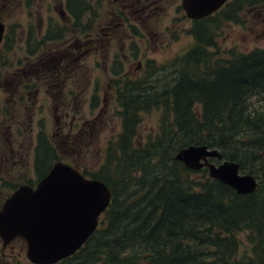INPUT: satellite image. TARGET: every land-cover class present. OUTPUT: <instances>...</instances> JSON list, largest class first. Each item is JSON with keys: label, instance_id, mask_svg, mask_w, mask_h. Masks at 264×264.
Masks as SVG:
<instances>
[{"label": "trees", "instance_id": "1", "mask_svg": "<svg viewBox=\"0 0 264 264\" xmlns=\"http://www.w3.org/2000/svg\"><path fill=\"white\" fill-rule=\"evenodd\" d=\"M260 5L264 0H233L230 10L195 20L187 52L121 81L119 134L89 177L106 186L109 205L84 245L56 264H264V105L247 104L264 101V49L229 50L223 62L206 50L215 48L219 13L237 23L245 7ZM70 14L75 23L82 18L78 10ZM151 111L159 112L156 131L135 144L139 114ZM38 140L36 181L63 162L49 142ZM190 145L237 163L257 178V188L239 196L208 178L205 168L189 170L173 160ZM238 234L249 246L243 256Z\"/></svg>", "mask_w": 264, "mask_h": 264}, {"label": "rangeland", "instance_id": "2", "mask_svg": "<svg viewBox=\"0 0 264 264\" xmlns=\"http://www.w3.org/2000/svg\"><path fill=\"white\" fill-rule=\"evenodd\" d=\"M232 1L229 0V6H224L216 13L230 10ZM53 5L54 0H0V20L5 27V36L0 45V147L7 137L5 132L8 126L18 120L24 126L29 124L36 137L46 139L52 152L54 151L63 162L71 163L78 172L89 178L100 167L107 145L119 134L120 119L116 92L121 81L142 78L146 71H141V66L152 68L153 65H164L176 55L187 52L194 45L189 32L192 25L189 21L185 22L182 32L174 35L167 33V37H162L163 26L172 14L174 15V11L155 10L152 13L150 10L145 11L140 16H144L147 20L158 16L160 23L157 24V29L154 31L150 25L145 29L138 24L137 35L132 38L133 43H130L129 37H122L121 50L118 49V45L109 48L107 44L109 40L103 35L96 38L89 36L85 39H92L89 46L81 45L84 40L80 30L76 33L79 35V41L70 48L69 43L73 33L68 27L69 31L63 30L65 33L61 39L52 46L60 43L59 49L66 51L64 52L66 57L61 59L64 62L55 59L44 68L37 64H45L47 59L51 58L50 55L44 54L52 47L49 44H42L41 48L34 46V37L36 35L38 38L40 29L42 34L44 32L46 34L48 30L54 33L63 28L57 15L52 11ZM93 6L98 7L94 1ZM244 10L238 14L240 16L237 23L231 20L224 21L221 18L227 12L215 16L219 22V29L212 33L215 48H206L209 53L215 55L214 60L220 59L223 62L224 58L228 57L229 50L247 53L253 49H264V12L262 11L264 8L261 5L254 8L247 6ZM89 11L85 18L82 14V18L76 24L80 27L88 23L97 25L104 15H107L105 10ZM125 12L124 16L128 17L125 24L128 25V22L131 23L132 10ZM29 32L30 36H28ZM92 33L93 31H89V34ZM156 35H159L158 40ZM66 39L69 50L68 46H61ZM71 49L73 53L67 59V52ZM28 50L31 53H27ZM78 53L83 54V58L78 62L68 63L69 59L76 57ZM122 54L128 55V59L132 62L123 63L121 59L120 75H118L115 73L119 70L117 64L111 62L113 60L118 62ZM138 66L140 72H137ZM20 71H35L39 76L40 84L34 78L28 81L27 75L17 74L19 77H13V73ZM22 81L30 83L35 81L38 84L40 93L38 92L36 104H34L35 92L28 90L27 94L25 91L27 84L24 85ZM151 81L152 78L148 79L150 86ZM18 82L22 83L17 85ZM92 100L97 102L95 107ZM247 104L251 108L257 105L254 108H259L264 105V101L253 98ZM158 116V111L139 114L135 144H144L146 137L155 133ZM11 127L15 128L12 125ZM31 138L34 140V135ZM35 150L36 147L34 149L32 147V153L28 150L25 158L1 159L0 157V203L11 193L9 188L12 185L36 183L34 172L41 164L35 165L34 169ZM240 173L245 172L240 171ZM237 238L240 242L239 256H243L249 247L245 234H238ZM19 246L20 244L14 243L0 249L1 263L9 264L11 257L13 261L24 263Z\"/></svg>", "mask_w": 264, "mask_h": 264}, {"label": "water", "instance_id": "3", "mask_svg": "<svg viewBox=\"0 0 264 264\" xmlns=\"http://www.w3.org/2000/svg\"><path fill=\"white\" fill-rule=\"evenodd\" d=\"M226 0H183L186 17L199 19L218 10ZM4 26L0 22V43ZM217 160L213 164L208 160ZM173 160L186 169L205 168L210 179L231 188L236 195L254 192L253 175L241 174L235 162L206 146L179 149ZM110 193L96 179L81 176L71 166L56 162L31 189L18 187L0 207V239L7 244L22 239L26 258L32 264H56L79 249L96 229L98 217L106 210Z\"/></svg>", "mask_w": 264, "mask_h": 264}, {"label": "flooded vegetation", "instance_id": "4", "mask_svg": "<svg viewBox=\"0 0 264 264\" xmlns=\"http://www.w3.org/2000/svg\"><path fill=\"white\" fill-rule=\"evenodd\" d=\"M93 1L96 2L98 7L93 6ZM224 6H229L228 0L218 9L222 10ZM71 10H78L80 13L84 14L85 16L90 13L89 10H105L107 15H104L102 18V21L97 24V25H92L88 23L85 26H81L79 24L73 23V17L70 14ZM132 10V13L130 14L131 17V23L128 22L126 25V21L128 20V17L124 16L125 11ZM150 10L154 12L155 10H173L174 15L167 20L165 25L163 26L164 29V35L162 32V37H167V33L174 35L177 32H182L184 30V24L185 22H190V24L197 25L195 20H189L186 18L184 8H183V0H54V5L52 6V11L57 15V18L59 19V22L62 24L61 30H58L59 35L56 38V31L54 33H51V30H48L45 34V32L42 34L41 29H40V35L37 36L35 35L34 40V46H39L41 48L42 44H49L51 47L61 39L62 35L65 33L64 31H69L68 27L70 28V31H72V39L70 48H72L73 44H76L77 41H79V35H77V31L80 30L81 35L83 36V42L81 45H88L89 43L92 42V39L85 40L87 37L92 36L94 38L98 37L99 35H103L105 39L109 40L107 44L109 45V48H114L116 45H118V49L121 50L122 48V37L128 38L130 40V43H133L134 36L136 37L137 35V27L138 24L142 25L143 28L148 29V27L152 26V29L154 31L157 29L156 26L160 21L158 20V16L155 17V19H150L147 20V18H144V16H140V14H144L145 11ZM214 14V13H213ZM211 15L209 17H212L214 15ZM141 17V18H140ZM207 18V17H203ZM202 19V18H200ZM199 19V20H200ZM197 20V21H199ZM1 22V20H0ZM2 23V22H1ZM3 24V23H2ZM127 26V28L125 27ZM150 25V26H149ZM4 26V25H3ZM74 27V28H73ZM64 30V31H63ZM89 31H93L92 34H89ZM156 33V32H155ZM159 34V33H158ZM5 36V27L3 30V36L1 42H3V38ZM28 36H30V32L28 33ZM27 36V39H28ZM54 36V37H53ZM159 39V35H156V40ZM65 41V40H64ZM27 43V40H26ZM59 44L55 45L54 47L50 48L47 53L44 55H50L51 58L47 59L45 64L38 63L40 67L43 66L44 68H47L49 63H51L53 60L57 59L58 62H64V60H61L66 57L64 54V50L59 49ZM1 45V43H0ZM62 47L68 46L69 50V45H68V40L61 45ZM129 47V46H128ZM127 47V48H128ZM1 49V48H0ZM67 50V51H68ZM31 51H27L29 53ZM33 53V52H32ZM67 59L70 58V55L73 53L72 49L70 52H67ZM88 53V51L86 52ZM184 54V53H183ZM182 55V54H179ZM177 56V55H176ZM175 56V57H176ZM128 55L122 54L120 57V60L116 62L113 60L114 65L117 64L118 66V71L115 72L116 74L120 75V69H121V62L123 59V63H131L132 61L128 59ZM173 57V58H175ZM83 58V54L80 55L79 53L77 54L76 57L69 59L68 63L71 62H78L80 59ZM60 60V61H59ZM116 63V64H115ZM147 64V63H146ZM42 67V68H43ZM136 67V69H138ZM142 70L141 71H146V68L143 66L140 67ZM36 69V68H35ZM34 69V70H35ZM137 72H140L139 69ZM27 75V80L29 81L30 79L34 78L38 84H40L38 78L39 76L35 73V71L29 72V71H20V72H15L13 73V77L18 76V75ZM58 74V73H57ZM61 74V73H59ZM19 77V76H18ZM45 78V77H44ZM24 82V85H26L25 91L27 92L28 90H32L35 92V102L37 100V95H39V91L37 88V83L35 81L27 82V81H22ZM22 82H18L17 85H19ZM40 87V86H39ZM39 92V93H38ZM28 94V92H27ZM93 99V97H92ZM79 101V100H78ZM93 101V100H92ZM97 102L93 101V106ZM55 109V108H54ZM12 126H15L13 129ZM8 126L7 131L5 132L7 134V137L4 138V143L3 146L0 147V157L1 159H6V158H25V156L29 153H32V147L33 149L37 147L38 139L39 137H36L35 134L33 133L32 129L30 128V125L24 126L22 122L15 120L13 123ZM34 135V140L31 138V136ZM46 140V139H45ZM47 141V140H46ZM48 142V141H47ZM18 146V147H16ZM37 183V182H36ZM35 184H29L28 186L33 189L35 187ZM2 203V201H1ZM0 203V205H1ZM18 243L20 244L19 249L23 253L22 258L24 260V263L16 260L13 261V257H11L10 263L9 264H32L30 263L25 256V243L20 239V238H14L12 241H10L8 244L4 245L3 241L0 239V249H4L5 247L9 246L10 244ZM1 259V258H0ZM0 264L1 260H0ZM6 264V263H4Z\"/></svg>", "mask_w": 264, "mask_h": 264}, {"label": "bare ground", "instance_id": "5", "mask_svg": "<svg viewBox=\"0 0 264 264\" xmlns=\"http://www.w3.org/2000/svg\"><path fill=\"white\" fill-rule=\"evenodd\" d=\"M221 160L222 161H226V160H223V158H222V156H221ZM251 175V174H250ZM255 177V176H254ZM255 179H256V181H257V185H258V180H257V178L255 177ZM256 188H257V186H256Z\"/></svg>", "mask_w": 264, "mask_h": 264}]
</instances>
